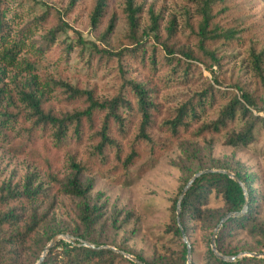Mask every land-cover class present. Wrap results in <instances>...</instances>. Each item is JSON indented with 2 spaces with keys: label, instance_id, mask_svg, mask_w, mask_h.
Instances as JSON below:
<instances>
[{
  "label": "trees",
  "instance_id": "trees-1",
  "mask_svg": "<svg viewBox=\"0 0 264 264\" xmlns=\"http://www.w3.org/2000/svg\"><path fill=\"white\" fill-rule=\"evenodd\" d=\"M83 2L67 0L63 14L53 17L38 55L47 54L58 36L71 28L61 16L69 18ZM112 3L94 0L89 11V26L97 31L99 43L83 41L80 34L76 42L82 56L89 54L88 66L115 73L117 85L110 97L100 98L95 89L52 77H45L44 89L37 77L8 89L0 71V136L8 142L19 136L21 150L38 157L48 179L45 183L33 172L21 184L9 180L0 185V264H37L59 234L73 237L74 243L59 242L41 264H136L106 247L144 264H188L185 241L191 245L190 264H264V258L243 256L264 254V208L253 176L239 161L214 158L209 140L223 137L224 145L243 150L263 140L264 25L250 15L246 0H181V11L170 17L154 3L146 8V0H121L120 10ZM8 7L9 0H0V62L15 66L18 41L3 45L11 30ZM45 9L35 23L49 22L52 9L46 5ZM119 21L126 32L112 48ZM74 46H66L67 54ZM240 58V68L230 67L231 59ZM137 62L152 75L159 73V67L169 70V81L160 87L152 79L134 78ZM31 70L30 61L27 71ZM203 70L213 79L204 78ZM168 85L186 94L180 99L162 96ZM56 99L63 106L60 110L51 102ZM86 147L82 155L80 150ZM175 149L181 158L172 165L184 182L163 232L175 246L158 243L147 258L118 239L129 229L133 215L110 207L103 194L94 195L97 178L128 185L137 164L147 158L157 161ZM62 153L68 164L64 176L57 166V155ZM204 170L227 171L248 191L247 213L230 218L216 236L219 254L233 261L218 258L211 247L221 220L244 208V192L233 179L222 173L199 177L182 202L181 227L178 224L179 197L194 175ZM137 232L134 228L131 234ZM197 233H202L206 247L201 261Z\"/></svg>",
  "mask_w": 264,
  "mask_h": 264
},
{
  "label": "rangeland",
  "instance_id": "rangeland-1",
  "mask_svg": "<svg viewBox=\"0 0 264 264\" xmlns=\"http://www.w3.org/2000/svg\"><path fill=\"white\" fill-rule=\"evenodd\" d=\"M94 0H84L80 7L68 18L61 16L68 22L71 28H67L65 33L60 34L50 51L45 55H38V47L44 41V35L57 19L56 13L63 14L67 0H38L42 5L34 4L32 0H9L7 11V22L11 30L3 41V45L10 46L18 41V53L16 54L18 63L15 66H8L3 61L0 62V71L4 75V86L12 89L14 84H24L31 77H37L39 88L44 89L45 77L60 78L72 85H80L84 88L95 89L100 98H108L113 94V88L117 85L114 79L115 73H109L103 67L88 66L89 54L82 56L81 50L77 47L79 34L81 39L87 42L99 43L97 31L89 26V11ZM250 3V15L261 25H264V0H246ZM181 0H146V8L154 3L158 10L162 9L165 16L170 17L171 13L180 12ZM116 10L122 8L121 0H113ZM45 5L52 9L49 22L46 25L35 23V20L46 11ZM145 8V9H146ZM53 17L55 19H53ZM105 25V24H104ZM22 32V35H21ZM126 32L123 22L119 21L116 37L112 42V48H117V37ZM120 36V37H119ZM144 42L151 46L148 36ZM74 43L75 46L70 54H67L66 46ZM106 48V46H104ZM2 52V49L0 50ZM236 56L238 55L237 53ZM233 55V53H232ZM240 59H231L232 67L237 64L241 66ZM32 62V70L27 71V65ZM141 63H134V78L138 80L151 79L155 84L163 87L169 81V70L161 69L159 73L152 75L151 72L142 69ZM161 66V63H160ZM204 78L210 80L213 76L210 72L203 70ZM1 75V74H0ZM243 75V74H242ZM145 78H150L145 79ZM3 85V84H2ZM164 89L162 96H169L180 99L186 94L184 89L171 87ZM51 98V96H48ZM56 105L57 110L63 106L56 100H51ZM167 102H165L166 104ZM158 132V131H157ZM164 138V134L158 133ZM212 155L220 160H235L246 166L248 172L253 176L254 188L261 197V205L264 208V137L256 146L247 150L233 149L224 145L223 137H211ZM21 138L17 136L12 142L3 141L0 136V185L9 180L14 183H22L29 173H37L42 181L48 183L45 177V167L36 156H32L21 150ZM86 147L80 150L83 155ZM181 152L178 149L161 154L159 160L151 161L149 158L141 161L132 170L131 180L128 185L116 186L107 179L97 178L94 195L103 194L110 207H117L133 215L132 223L126 233L121 232L118 239L126 243L130 250L142 253L147 258L153 254V249L158 243H169L175 246L164 234L165 225L169 221V209L173 199L183 185L184 176L180 170L172 165V162L180 160ZM58 170L61 176L68 173L67 161L64 154L57 155ZM154 167L151 168V165ZM220 203H218V206ZM264 210V209H263ZM138 232L131 234L133 229ZM197 242V254L200 253L198 261L202 260L206 251L205 243L202 242V233L195 236ZM250 242L251 241H247ZM168 244V246H169ZM176 248H178L176 246ZM243 256H250L244 253Z\"/></svg>",
  "mask_w": 264,
  "mask_h": 264
},
{
  "label": "water",
  "instance_id": "water-1",
  "mask_svg": "<svg viewBox=\"0 0 264 264\" xmlns=\"http://www.w3.org/2000/svg\"><path fill=\"white\" fill-rule=\"evenodd\" d=\"M209 173H222L227 175L229 178L233 179L243 190L244 192V196H245V204H244V208L240 213H228L220 222L219 226L215 229L213 235H212V239H211V247H212V251L214 252V254L224 260V261H233L235 258H231V257H226V256H222L219 254L217 247H216V236H217V232L219 230V228L225 223L227 222L230 218L233 217H238L241 216L243 214H246L248 211V207H249V195H248V191L247 188L245 186V184L237 177L234 176L233 174L227 172V171H223V170H219V171H214V170H204L201 171L197 174L194 175V177L188 182V184L186 185V187L184 188V190L182 191L179 200L177 202V220H178V224L179 227H181L180 224V214H181V206H182V202L185 198V196L187 195L188 191L190 190V188L192 187V185L194 184V182L201 176L209 174ZM64 241L67 243H74V238L69 236V235H65V234H59L57 236H55L50 242L49 244L45 247L43 254L39 260V262L37 264H41L44 259L46 258L47 254L50 252V250L52 248H54L59 242ZM188 247V264L191 263V245L185 241ZM84 246H88V244L84 243ZM106 249H112L118 253H120L121 255H123L125 258L131 260L132 262L136 263V264H144L143 262H141L140 260H138L137 258H134L133 256H131L130 254L124 252V251H119L110 247H106ZM251 257H256V258H264V254H250Z\"/></svg>",
  "mask_w": 264,
  "mask_h": 264
}]
</instances>
